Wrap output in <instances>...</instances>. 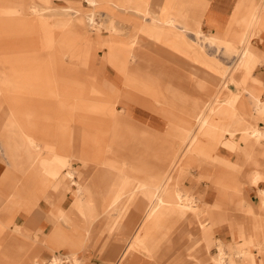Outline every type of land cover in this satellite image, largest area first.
I'll return each instance as SVG.
<instances>
[{
  "label": "rangeland",
  "instance_id": "obj_1",
  "mask_svg": "<svg viewBox=\"0 0 264 264\" xmlns=\"http://www.w3.org/2000/svg\"><path fill=\"white\" fill-rule=\"evenodd\" d=\"M137 1L151 5L154 10L159 6L155 0ZM164 1L161 3L165 7L168 4ZM209 1L203 0L200 7L206 9ZM255 3L256 0H240L225 31H208L213 40L196 35L188 38L192 49L203 50L209 60L220 65L222 76L227 71L223 81L234 90L236 88L230 80L240 70L242 55L241 44L237 43ZM77 5L86 11L89 9L87 12L95 15L97 25L80 22L79 19L86 14L83 15L80 8L70 7ZM125 20L102 3L91 9L82 0H0V159L6 167L0 180V191L6 195L4 204L14 207V216L19 213L32 216L43 201L51 208L47 221L53 228L49 234H42L43 238L39 237L37 230L30 234L27 231L23 234L14 232L32 238L42 249L51 252L47 260L38 255L31 256L30 264H34V259H39V264H87L88 260L83 256L87 250L102 258L105 250L115 244L116 229L140 221L141 203L137 201L131 205L125 201L113 211H98L90 221L79 209V197L73 183L99 182L105 175L131 177V165L155 166L154 173L149 175L154 179L169 161L173 143L177 141L178 127L183 120L191 121L194 116L192 105L190 111L184 113L176 102L177 97L188 94L191 102L208 100L206 90L198 89L196 78L187 74L183 67L171 64L167 67L166 59L134 60L135 47L129 50L126 43L118 42L113 44L119 48L117 57L108 56L106 44L103 45L106 37L109 41L123 39L128 45L132 44V27L124 23ZM164 20L160 17L159 22ZM109 22H115L119 31L108 30L106 25ZM150 22L148 17L145 21L147 27H152ZM158 28L159 32L163 27ZM254 39L259 46H264V35L255 34ZM226 44L234 46L235 58L227 56ZM129 54L132 55L130 58ZM261 68L264 66L254 69L251 76L256 77ZM118 97L127 104H114L120 101ZM219 101L225 99L220 97ZM234 108L238 114L234 121L244 118L248 122L250 117H255L242 91ZM255 108L257 110L256 105ZM256 126L264 128V120L257 119ZM208 140L211 143L213 138ZM210 143L205 151L213 148ZM110 147L112 149L108 151ZM217 154L221 164L215 171L223 173V178L231 182L204 180L200 178L202 170L199 167L184 172L180 182L184 194L194 197L196 204L192 206H199L202 211L216 212L214 205H224V194L231 188L237 189L241 196V184L248 182L247 174L256 169L250 164L245 166L244 157L243 165L234 162V153L230 155L217 149ZM201 182L211 183L216 189L219 199L215 204L204 203L197 196ZM251 185L257 187L256 183ZM32 191L38 198L34 199ZM28 194L33 204L28 202ZM69 198L70 206L64 208ZM19 202L22 209L17 208ZM243 205L246 209L251 208L244 202ZM222 211L226 212L225 209ZM2 216L4 218L5 214ZM258 221L262 226L260 217ZM94 224H104V230L100 244L90 247L85 242L86 231ZM194 227L191 224L183 233H178L177 229L172 234L173 246L164 244L159 253L163 259L160 264L184 262L185 251L194 244L188 238L195 235ZM38 230L44 232V228ZM4 233L13 234L3 230L0 236ZM88 236L91 238V234ZM71 239L77 240L76 246L65 248ZM220 243L212 246L214 250L211 248L214 259L218 256ZM255 251L258 255L262 253L261 248ZM228 253L237 264L245 257L240 250ZM68 254H76L77 262L74 263L72 257L62 256ZM56 259L61 262H55Z\"/></svg>",
  "mask_w": 264,
  "mask_h": 264
},
{
  "label": "crops",
  "instance_id": "obj_2",
  "mask_svg": "<svg viewBox=\"0 0 264 264\" xmlns=\"http://www.w3.org/2000/svg\"><path fill=\"white\" fill-rule=\"evenodd\" d=\"M94 1L96 2V5L98 3H102L109 7L118 17H125L126 20L124 23H127L132 27V34L134 38L130 41V43H132L130 45H128V43L123 39L119 41H116L114 39L112 41H109L107 37L103 39V45L106 44L105 47L108 49V56L110 55L112 58L117 57V50L119 48L113 46L115 42H118L119 44L126 43V46L129 47V50L135 47L138 37H140L146 43H150V48H148L147 46H141L138 47V50L135 49L132 57L134 60L149 58H170V56L172 55V53L170 52L171 50L162 46L158 39H160L165 34L176 36L177 34L175 33V31H179L180 29H184L185 27L191 28V30L182 31L183 33L181 35L183 37L181 38L189 45H191V42L188 40V38H190V35L203 36L204 38L210 39L211 36L208 34V31H211L212 33L225 31L232 20L237 4L240 2V0H210L208 3V7L206 9H202L200 5L202 4L203 0H155L154 3L156 5L159 4V6L156 8V10H154L153 8H151V5H143L137 0ZM162 1L167 2L168 5H165L164 7V3H161ZM86 3L88 4V2ZM70 7L77 9L80 8L83 15H90L88 14L89 12H87L89 9L86 11L84 7H81L80 5ZM88 7L91 8V6L89 5ZM256 7L257 1L255 3L254 10L256 9ZM203 15L204 23L202 22ZM191 16H194L193 19ZM148 17L151 18L150 24L152 25V27H147L148 25H146L145 23ZM160 17L165 18V20L163 22H159ZM263 19L264 15L259 23L258 34L260 35H264ZM158 26L163 27L159 32L157 31V29H159ZM106 27L108 28V30L116 29V31H119L115 22H109ZM143 28H148L149 31L144 30ZM244 32L240 36L237 45L242 41ZM116 36H118V34H116ZM253 43L260 48L259 50L257 49V53L259 56L264 53L262 52V50L264 51V46H259L257 41H253ZM262 43H264V40H262ZM230 45L231 47H233L232 44ZM120 50L122 52L123 48L120 47ZM197 53L200 63L203 65H207V67L205 68L204 66V68L208 74L218 79L225 78V76L227 75V71L226 74L222 76L223 70L221 69L220 65L216 63V61L209 60L208 57L204 54L203 50ZM130 56L132 55L129 54V58ZM185 71L187 74L191 75V72H189L188 70ZM257 76L264 80V68H261L257 72ZM152 85L156 86L157 84ZM197 87L198 89H200L199 86ZM231 90H234V88H231ZM185 95L188 96V94ZM120 97H118V99ZM246 98L249 104L252 106V110L255 116L252 117L254 120L252 119L251 122L256 128H258L256 126V121L257 119H262V117L260 118L259 115L257 116L254 98L252 96H247ZM119 100L120 101L114 102V104H120V102H124L123 99ZM176 102L184 109V113H188V111H190L188 105L179 102L177 99ZM127 107L130 111V106L127 105ZM187 121L188 120H183L182 124L178 127V135L176 136L177 141L173 143L174 148L172 147L169 161L167 160L168 162L164 165V167H167V171L171 168V166L175 164L178 155L176 149H180L183 146V148H185L187 144L186 141L188 139V136L187 131L185 130V123ZM261 125L263 126V124ZM262 130L264 131V128H262ZM251 139L253 142L252 145L249 146L244 144L240 140V136H236L234 137V139H231L228 136H223L221 141L216 146H212V149H208V151H205V147L209 144V142L206 140H198V142L192 147L189 152H187L186 149L184 154L185 160L175 173L176 176H178L179 180H181L184 176V172H189L193 167H199L202 170V172H199V175L201 174L200 178L204 180L226 184L227 182H231V180L226 181L227 179L223 178V173H217L215 171V169H218L221 164L217 154V149L227 152L230 155L234 153V162L243 165L246 161L245 166L250 164L253 165L256 169L247 174L248 182H243L241 184V196L239 195L237 189L234 190V188H231L230 192H226L224 194L225 204L214 205L216 212L211 210L202 211L199 206H196L195 209L197 210L198 214L205 217V219L207 220V224L205 225V227H201L199 225L198 217L194 214L191 216V214L188 212L186 216H182L178 211L179 208H168L158 215L159 222H165L169 219L176 221L178 220L179 223L176 226V230L185 226L187 228H190L191 224L195 225V235H189L190 233H187V235H189L188 238L191 242H194V244H192L191 247L187 248V250L185 251V258L183 259L184 262H182V264H214L212 261L207 260V257L213 258L211 257V248L214 244H217L218 241L223 243L225 245L226 251L230 252L231 254L236 250H240L242 253V251L245 249L246 243L248 244L247 247L250 252L249 258H244L242 261L240 260V264H251V254L258 263L261 262V264H264V139L256 140L252 137ZM237 147H239V149H237ZM236 155L242 158H239ZM243 157L245 158V161ZM5 170L6 167L0 159V180L3 177ZM254 183L257 184V187L251 185ZM198 187L199 189L197 196L201 197V200L204 203L212 205L218 201V193L216 189L213 188L211 183L201 182ZM5 197L6 195L0 191V231L7 230L12 232L13 234L4 233L0 236V264H30L28 260L33 255H38L43 260H47L51 255V252L49 250L45 248L42 249V247L30 237H22L21 235H16L12 230V226L16 224L24 230H27L29 234L37 230V234L39 235V237L43 238V235L49 234L53 228L51 223L47 221V214L51 211L50 206L43 201L39 204V210L32 216L25 213H19L17 216H14L12 215L14 212V207L11 204H7V206L4 204ZM36 198L38 197L35 193L34 199ZM69 199L63 205L64 208H68L70 206L71 199ZM139 202L141 203V209L143 213L145 203H143L142 200H139ZM243 202L245 206H250L251 208L246 209L243 205ZM171 203L175 204L176 201L172 199ZM19 204L20 202L18 203L17 208L22 209L23 206H20ZM194 204H196V202L193 203V205ZM223 209L226 210L225 213H223ZM3 214H5V217L1 218L3 217ZM258 217L262 219L263 232L262 226L258 221ZM229 218L234 221H230ZM40 228H44L43 233L42 231L38 230ZM103 230L104 224L100 226L96 225L92 229L91 238L93 242H91L90 247H92L91 245L94 244L95 239L101 233H103ZM173 231L174 230L172 229L167 234L168 242H166V246H173L171 237ZM191 236H193V238ZM126 242L127 238L125 236L121 237V235H117L114 246L112 248L110 247L107 251L105 250L106 253L104 252L102 258H100V256H94V254L88 252L87 250L86 254L84 255V257L88 260L87 264H111L115 260L116 256L118 258L121 250H123L126 246ZM163 246L164 244H162L159 253L163 250ZM258 248H261L262 251V253H260L259 255L258 252L255 251L259 250ZM212 250H214V247L212 248ZM254 254L257 256V258ZM160 258L162 259V257ZM125 261L126 263L124 264H144L142 259L136 258L134 255H129ZM234 264L237 263L234 262Z\"/></svg>",
  "mask_w": 264,
  "mask_h": 264
},
{
  "label": "bare ground",
  "instance_id": "obj_3",
  "mask_svg": "<svg viewBox=\"0 0 264 264\" xmlns=\"http://www.w3.org/2000/svg\"><path fill=\"white\" fill-rule=\"evenodd\" d=\"M84 1L88 2V5L91 6V8L96 6L94 0ZM256 1L257 7L247 21L246 30L243 34L242 41L240 42L242 47L241 61L239 64L240 70L238 73L234 74L232 80H230L231 83L234 84L236 88L235 90H231V88L227 86L228 83L223 81V79H218L208 74L205 71L204 65L200 63L197 53L198 51L195 52L196 50H192L191 45L182 40V31H189L191 28L183 27L184 29L175 31L177 34L176 36L165 34L161 38L159 37L160 39L158 40L160 44L171 50L170 52L172 53L170 58H165L166 64L168 66H180L183 67L184 70L191 72V76L196 78L197 86L202 90H206L208 94V100L203 103L197 101L191 102L187 95L179 98L177 97L179 102L188 106L192 105L191 111L194 113V116L191 121L185 123V130L187 131L188 136L186 141L187 144L185 148H183V146L180 149H176V152L178 153L177 159L175 164L171 166L168 171L165 166L159 174L157 173V176L154 179H150L149 175L154 173L156 169L155 166L149 168L147 166L131 165V174H129L132 175L131 177L119 175L118 178H112L105 175L101 176L99 182L73 183L75 192L79 197V209L88 220L90 219V221L93 220L92 216L98 211H113L125 201L130 202L131 205L139 200H142L143 203H145V208L139 222H133L124 229L120 228L115 231L113 230L115 234L121 235V237L125 236L128 242L125 249L121 251L118 258H116L117 260L114 262L115 264L126 263L125 260L129 255H134L136 258L142 259L144 264L161 263L159 255L160 248L162 247V244L168 242L167 234L172 229L174 230L173 233L176 232V226L179 223L178 220L176 221L172 219L165 222L158 221V215L168 208H179L178 211L182 216H186L188 212L191 216L193 214L196 215L201 227H205L207 224L205 217L200 216L195 207L192 206L193 203H195L194 197L192 195L184 194L181 189V180H179L178 176L175 174L185 160L184 154L186 149L187 152H189L198 140H206L209 142L208 139L210 137L213 138V141L211 143L209 142L211 146H216L223 136H228L231 139L240 136V140L249 146L252 145L253 142L251 137L256 140L264 139V131L256 128L252 124V117H250L248 122L244 118L234 121V118L238 116L237 111L234 108V103L241 91L245 97L252 96L254 98V103L257 106V116L259 115L260 118L262 117L264 120V81L258 76H251L254 69H258L264 64V53L259 56L257 49L255 48L256 46L253 43L256 39H254L255 34L258 35L257 30L259 23L264 15V0ZM79 21L87 22L93 26L95 25V16L92 14L85 17L82 16ZM210 39L213 40V37ZM141 46H147L150 48V43H146L138 37L135 49L138 50V47ZM225 49L229 50V52H227L228 57L235 58L234 46L231 47L230 44H226ZM248 85H251L252 87ZM220 97L224 98L225 101L220 102ZM111 149L112 147H110L108 151ZM101 161L104 160L102 159ZM28 196V202L33 204L31 196L29 194ZM172 199L176 201L175 204L171 203ZM96 225L97 224L91 225L92 229ZM92 229L86 231L85 242L88 245L93 242L92 238H89L88 236L91 234ZM178 229V233L181 234V232L183 233L187 227L185 226ZM12 230L15 233L22 234L27 231L16 224L12 226ZM76 241L77 240L71 239L70 243L65 245V248L72 249L73 246H76ZM100 242L101 234L95 239L94 244H100ZM247 246L248 244L245 243V249L242 251L245 259L249 258L250 253ZM75 255L76 254H68L62 256L68 258L72 257L75 263L77 262L74 257ZM250 257L252 258L251 264H259L252 254ZM207 260L212 261L214 264H234V261L231 260L230 254L226 251L223 243H220L217 258L214 259L207 257ZM38 261L39 259H34L32 263L39 264ZM54 261L61 262L57 259Z\"/></svg>",
  "mask_w": 264,
  "mask_h": 264
}]
</instances>
